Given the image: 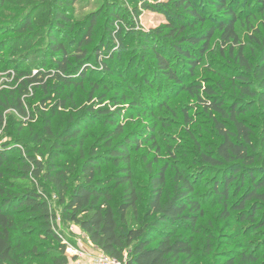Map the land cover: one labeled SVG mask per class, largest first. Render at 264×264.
I'll return each instance as SVG.
<instances>
[{"label": "trees", "instance_id": "16d2710c", "mask_svg": "<svg viewBox=\"0 0 264 264\" xmlns=\"http://www.w3.org/2000/svg\"><path fill=\"white\" fill-rule=\"evenodd\" d=\"M89 1L0 0V49L8 46L19 60L7 70L12 81L0 89V133L7 130V112L23 121L31 118L25 102L30 96L38 93L39 111L48 112L43 137L34 138L44 153L19 136L22 127L16 137L8 134L10 139L0 142V264H23L24 257L67 264L52 203L64 222L76 225L111 258L126 264H194V235L203 216L195 181L176 169L169 190L168 164L144 155L148 176L140 188L132 153L147 135L154 142L155 125L127 129L121 121L128 108L146 115L145 98L156 89L164 95L186 92L210 115L219 140L213 150L200 151V161L221 172L213 182L221 218L236 211L241 221L264 228V213L255 215L264 210V37L253 64L237 31L240 0H95L96 8L78 14L77 5ZM254 1L264 13V0ZM142 9L167 15L166 23L140 28ZM216 33L221 51L226 49L238 65L233 84L240 96L255 98L262 108L258 149L254 129L241 117L252 102L236 98L226 104L212 87L187 81ZM124 34L136 39L133 78L132 58L124 65L125 57L116 54L127 47ZM117 60L125 71L111 65ZM250 78L257 91L248 85ZM136 86L143 90L141 97L130 99ZM77 89L86 90V103L74 112ZM164 104L159 99L157 107ZM70 105L65 125L54 132L52 118ZM95 125L104 129L85 149L86 130ZM75 150L77 165L66 157ZM258 161L260 167L254 165ZM263 254L264 239L242 243L213 264H262Z\"/></svg>", "mask_w": 264, "mask_h": 264}, {"label": "rangeland", "instance_id": "374dc122", "mask_svg": "<svg viewBox=\"0 0 264 264\" xmlns=\"http://www.w3.org/2000/svg\"><path fill=\"white\" fill-rule=\"evenodd\" d=\"M151 3H158L166 0H148ZM95 0H90L87 4L77 5L78 14L88 9L96 8ZM8 11V10H7ZM136 24L140 28H154L162 23H166L167 15L142 9ZM238 12L240 20L237 23V31L240 43L243 46L244 54L249 62L255 63L259 56V44L264 37V13L260 12L254 0H240ZM0 35V39L3 38ZM123 39L127 47L124 50H116V54L125 57L122 59L124 65L131 60V69L129 74L136 73L134 66L136 65L137 49L133 47L136 43L134 34H124ZM135 48V50L133 49ZM118 59V58H117ZM17 60L16 54L12 53L8 46L0 49V89L10 83L12 80L8 77L7 70H11L12 64ZM117 60L111 65L113 67L122 68L125 66ZM237 63L233 61L231 55H228L226 49L223 52L220 49L217 33L213 37L209 51L203 56L201 63L195 70V75L188 78L187 81L197 79L203 85L213 88L217 95L225 99V103L229 104L236 98H241L253 106L246 110L243 117L248 124L254 129L253 142L258 149L259 133L262 119V108L257 104L255 98L241 97L237 87L233 83H238L236 78ZM128 73V70L125 74ZM139 77V76H138ZM133 78V77H132ZM136 77L135 84L138 85ZM131 82L133 80L130 78ZM248 85L258 90L257 82L250 78ZM87 87V86H86ZM143 90L136 86L134 95L130 99L141 97ZM86 90H76L74 99L77 108L86 103ZM113 91L109 93L112 95ZM120 93V92H119ZM139 93V94H138ZM160 93V95H159ZM167 95V96H166ZM169 97V98H167ZM39 94L30 96L25 102L31 118L23 121L12 112H7L6 125L7 130L0 133V142H5L10 137H16L17 131L22 127V136L27 141L29 147H38L41 153H44L41 144L36 145L35 136L43 137V118L48 112L39 111ZM165 100V104L157 107L158 100ZM125 106L129 101L123 102ZM144 107L147 108L146 115H140L132 109H126L121 121L128 127L127 129H142L146 125H155L154 142L146 140L149 136L143 138V144L140 149L132 153V161L134 174L137 185L145 188L147 182V172L144 166L143 156L151 158L157 155L160 162L168 164L167 188H172V175L176 169L183 173L190 174L195 181V191L199 198L203 216L198 220L199 232L194 235L195 257L194 264H213L217 257L226 251L236 249L242 243L256 245L264 239V228H256L249 225L248 221H241L236 211L230 212L229 218H221L222 203L219 196L213 192L214 175L221 172H215V169L206 167L200 161V151L213 150L218 143L213 124L210 120L208 112L199 105L194 98L188 96L186 92L174 90L169 94H163L161 90H154L148 98H145ZM72 109L71 105L65 110H59L51 120V127L54 132H59L65 125V119ZM104 129L101 125L87 128L88 139L85 141V149H88L95 142V138ZM156 147L159 151H156ZM38 153V151H36ZM41 156V155H40ZM69 160H74L76 165L79 163L76 157V150L66 156ZM65 159V158H63ZM260 167V162L254 164ZM105 169V168H104ZM108 171L113 169L112 166L106 167ZM201 169V170H200ZM232 188V187H231ZM228 204H231L229 200ZM52 207L56 210L59 220L56 221L58 231L63 235L66 241L67 249L65 254L68 258L67 264H87V254L93 252V245L89 239L76 225L64 222L58 212V206L52 203ZM263 207V206H262ZM264 213L263 209L256 212V217H260ZM211 251V252H209ZM263 253V252H262ZM264 264V254L262 257ZM23 264H38L36 260L29 257L23 258Z\"/></svg>", "mask_w": 264, "mask_h": 264}, {"label": "built area", "instance_id": "2783aa9c", "mask_svg": "<svg viewBox=\"0 0 264 264\" xmlns=\"http://www.w3.org/2000/svg\"><path fill=\"white\" fill-rule=\"evenodd\" d=\"M58 220L59 217H56V221ZM64 242L66 243L65 240ZM66 249H67V245H66ZM92 251L93 252L87 254L88 257L87 264H126L125 262L119 261L117 259L105 255L96 245H93Z\"/></svg>", "mask_w": 264, "mask_h": 264}]
</instances>
